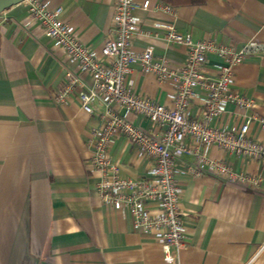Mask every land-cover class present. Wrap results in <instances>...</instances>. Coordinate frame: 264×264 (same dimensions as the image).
Here are the masks:
<instances>
[{"label": "crops", "instance_id": "1", "mask_svg": "<svg viewBox=\"0 0 264 264\" xmlns=\"http://www.w3.org/2000/svg\"><path fill=\"white\" fill-rule=\"evenodd\" d=\"M62 9L80 42L97 56L110 36L115 0H41ZM138 8L140 33L136 52L151 46L154 56L171 65L186 61V49L168 43L157 23H170L194 41L211 40L242 47L247 41L264 44V0H206L198 6L161 11L160 0ZM167 6V5H166ZM170 7V6H169ZM27 1L0 16V264H166L162 247L132 229L130 217L104 205L96 191L97 174L90 169L93 129L100 120L84 113L77 99L57 104L55 95L65 74L76 75L85 90L88 74L42 28L28 19ZM205 71L214 74L223 61L209 54ZM133 91L167 103L169 88L132 67ZM252 106L244 116L264 119V55L233 68V86ZM103 110L101 106L96 107ZM230 105L224 123L239 121ZM202 119L200 104L190 110ZM151 132L153 125L133 118ZM250 135L264 144V131L251 124ZM123 178L140 179L153 166L138 157L135 146L116 138L109 150ZM213 160H225L233 170L260 176L259 187L230 184L213 175L180 177L179 210L186 235L176 264H264V164L227 155L217 147ZM184 156L180 166L190 163ZM173 253H175L173 251Z\"/></svg>", "mask_w": 264, "mask_h": 264}, {"label": "built area", "instance_id": "2", "mask_svg": "<svg viewBox=\"0 0 264 264\" xmlns=\"http://www.w3.org/2000/svg\"><path fill=\"white\" fill-rule=\"evenodd\" d=\"M28 19L43 29L55 48L62 49L82 73L90 76L92 86L85 90L80 79L67 72L62 87L55 95L57 104L70 98L78 100L87 115H96L99 127L92 130L93 157L90 164L97 174L95 191L100 201L116 211L125 212L132 229L151 237L164 253L166 264L178 262V252L186 247L185 229L179 210L180 177L198 178L213 175L230 184L259 187L260 176L233 170L225 160H213L210 150L217 147L227 155L264 164V144L250 135L251 124L264 131V119L244 116L252 106L233 86V68L249 58L264 55V44L247 41L242 47L220 44L211 40L194 41L170 23H157L164 39L186 49V61L171 65L154 56L151 46L136 52L133 41L140 33L139 20L134 16L137 0H115L110 36L97 56L82 44L74 27L61 18L60 7L51 8L48 1L26 0ZM149 0L140 8L147 9ZM161 11L174 15V10L159 5ZM209 54L223 63L214 74L205 71ZM139 66L143 75L167 86V103L141 97L133 91L129 78L132 67ZM194 102L202 108V119H194L190 110ZM235 108L239 121L224 123L227 107ZM103 110L98 111L96 107ZM141 117L153 125L148 132L136 125ZM123 137L136 147L138 157L151 159L153 166L140 179L123 178L119 166L109 156L112 142ZM184 156L190 163L180 166ZM173 251L175 253H173Z\"/></svg>", "mask_w": 264, "mask_h": 264}, {"label": "trees", "instance_id": "3", "mask_svg": "<svg viewBox=\"0 0 264 264\" xmlns=\"http://www.w3.org/2000/svg\"><path fill=\"white\" fill-rule=\"evenodd\" d=\"M160 1L167 6L178 8L187 5H191V6L202 5L205 3L206 0H160Z\"/></svg>", "mask_w": 264, "mask_h": 264}, {"label": "water", "instance_id": "4", "mask_svg": "<svg viewBox=\"0 0 264 264\" xmlns=\"http://www.w3.org/2000/svg\"><path fill=\"white\" fill-rule=\"evenodd\" d=\"M24 1L26 0H0V16L7 9Z\"/></svg>", "mask_w": 264, "mask_h": 264}]
</instances>
